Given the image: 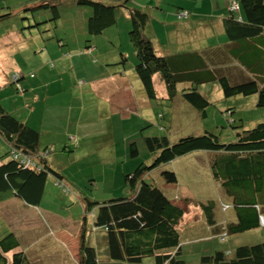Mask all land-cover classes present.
<instances>
[{
	"label": "trees",
	"instance_id": "1",
	"mask_svg": "<svg viewBox=\"0 0 264 264\" xmlns=\"http://www.w3.org/2000/svg\"><path fill=\"white\" fill-rule=\"evenodd\" d=\"M57 1L61 0H46L35 10L47 12L51 9L52 21L59 22L61 13ZM113 1L107 4L102 0H77L79 6L90 9V16L83 25L85 33L94 38L86 41L89 43L86 46L90 49L101 37L114 39L112 44L122 43L124 47H119L124 58L121 64L129 61L126 53L132 52L136 56L134 69L150 100L157 99L153 80L158 75L166 86L169 100L180 93L203 120L211 106L199 91L205 84H218L227 99L257 95L258 106L264 108V0H232L229 3L222 20L228 42L222 47L168 56H160L158 45H154L156 42L145 36L150 16L143 5L138 7L133 4L134 0ZM234 3L239 5L238 12L232 11ZM119 10L127 16L119 18ZM174 12L181 22L192 17L191 12L184 9L177 8ZM41 25L37 23L27 29L23 27V30ZM123 27L129 42L122 39L120 28ZM58 45L60 49L68 47L63 39L58 40ZM20 80L18 77L17 81ZM160 129L164 131L166 127L160 126ZM0 138L9 147L0 158V203L13 197L27 206L40 207L50 176H54L55 184L68 193L61 174L54 170L49 159L55 145L51 143L53 145L41 148V134L5 111L1 104ZM68 138L71 145L61 146L63 152L80 146L79 138ZM142 143L152 161L150 165L140 161L133 173L124 176L131 196L102 204L86 202L85 212H93L94 230H100L103 235L102 240H97L108 260L138 264L145 258L154 257L155 264H264V242L243 245L234 252L218 251L201 257L197 263L187 262L183 258L184 243L179 230L185 211L176 206L162 188L145 180V176L155 169L194 152L218 154L212 164L213 176L232 200V205L223 204L222 210L234 209L237 222H226L220 230L214 217V204L202 205L208 225L217 226L214 238L225 243L231 235L260 230L264 228V123L237 133V142L230 144L222 143L211 132L188 135L176 143H171L168 135H155L144 138ZM129 148L133 158L140 157L141 150L136 142L129 144ZM162 177L168 185L178 184L176 171H164ZM85 236H82L80 264H100L98 250L87 243ZM0 264H34L23 248L20 236L2 219Z\"/></svg>",
	"mask_w": 264,
	"mask_h": 264
},
{
	"label": "rangeland",
	"instance_id": "2",
	"mask_svg": "<svg viewBox=\"0 0 264 264\" xmlns=\"http://www.w3.org/2000/svg\"><path fill=\"white\" fill-rule=\"evenodd\" d=\"M44 1L46 0H0V18L2 17L0 19L1 71H5L8 66L9 70L7 71H10L11 62L17 67V61L22 67L27 66V74L23 72L26 75L25 80L28 78L39 79L40 74H48V69L56 72H66V77L70 72L77 74L79 77L84 74L91 77L96 69L87 58H77L76 62L74 61L72 64L65 63L63 59L57 60L60 55L58 40L63 39L67 46L80 45L82 43L87 45L89 43L86 41L93 40L94 37L91 38L85 33L83 25L90 9L85 6H79L76 3L77 0L57 1L61 20L54 22L52 21L53 13L51 9L47 12L35 10ZM136 1L143 5L150 16L145 36L151 39L152 35H154L155 42L164 39L169 33L167 28L169 25L162 24L163 18H158L159 13L155 8L159 6L164 12L174 14L176 13L174 11L181 7L179 6L180 4L187 5L189 3L187 0ZM136 1H132L133 4L139 5ZM214 1L215 5L202 4L199 6L202 12L210 14L212 17L213 15L218 16L221 13L222 4L220 5V3L222 0ZM102 2L109 4L115 1L102 0ZM196 7V3H192V8ZM212 7L215 8V13H213ZM227 11L228 8L224 13ZM76 21L77 25L75 26ZM169 21V23H176L178 20H172L171 17ZM37 23L42 25L36 29L23 30V27L27 29ZM49 24L52 26H49ZM38 29L40 30L38 31ZM29 31H32V33L30 34ZM120 31L122 39L128 40V33L125 32L124 27L120 28ZM96 42H98L96 45L99 47L90 59L94 63H98L96 67L99 71H101L103 61L106 64L108 63L109 70L114 71L121 67L123 68L124 65L121 64L123 58L119 45L112 44L106 37H101ZM226 42H228L226 37L216 35L215 37H209L204 43L209 46L208 49H211L217 46L222 47ZM92 45H95V43L93 42ZM7 51L12 54L9 58L7 56L4 58L3 54ZM130 55L131 60L127 61V69H131L132 63H136L137 60L132 52H130ZM129 57L126 56L127 60ZM52 64L54 67H52ZM59 66L62 67V70ZM42 68H46V70H42ZM13 71L11 70L10 73ZM9 75L6 73V76ZM14 78L15 75L11 80L8 78L9 86L5 87L4 84L2 85L0 98L6 104V109L14 111L13 113L21 112L19 115H21L22 119H29V110L24 111L25 109L21 110V108H36L40 103L31 90L28 91L20 86V83L24 82V80L16 82ZM155 89L160 99L155 102L152 101L155 109V135H168L171 143H176L179 139L188 135L199 133L203 135L205 132L213 133L219 137L222 143H235L237 142V133L242 132V130L254 129L257 125L264 123V108L258 106L257 95L248 97L237 96L227 99L218 84H205L199 88V91L211 102V106L207 108V118L203 120L200 113L188 104L180 93L170 101L166 86L158 75L155 77ZM140 91H142L141 88H136L138 96ZM78 93L76 91L73 94L71 89H67L60 104L69 106L71 96L79 97ZM166 97H168L167 100H162ZM75 99L76 101L72 105H74V108L77 106L79 108L82 98ZM229 111L231 113H227ZM160 116H164V118L162 119ZM81 122H85V119ZM171 122L174 123L171 124ZM192 122H203L200 125V132H198L199 129ZM160 126L166 127V130L161 131ZM92 127L93 125H89L85 129H91ZM240 127H243V129ZM142 129V133L145 134L147 132L150 134L153 131L151 126ZM87 134L89 133H84V135ZM97 136H100V133ZM82 139H84L85 143L81 144L80 141L79 147H73L70 152H63L59 144L61 141L60 136L52 134L43 137V146L53 145L50 143L56 145L57 151L54 152V149L49 159L53 163L54 170L61 174L63 182L69 191L65 193L61 187L55 184L54 176H50L42 204L37 210H34L35 214L49 218V223L52 226L55 222L51 221V219H54L57 225L66 232L71 233L72 231L76 234V231L79 230L82 235L86 234L87 243L103 253V248L99 246V240H97L102 238L103 235L100 230H94L93 212L90 214L85 212L86 202L102 204L112 199L130 197L131 193L124 181V170L130 168V162L127 163L124 157L113 158L109 153L88 152L89 147L96 148L95 145L99 139L92 140V134ZM122 140H117L119 143L116 149L118 156H123ZM56 142L58 144H55ZM148 155V153L141 151L137 161H144L150 165L152 160L149 161ZM217 155L208 153L200 156H184L166 166L155 169L145 179L147 183H153L157 187L162 188L175 203H179V205L185 204L186 214L179 230L181 240L184 243L183 258L189 263H197L201 257L212 255L218 251L234 252L240 246L264 242V228L242 235H231L225 243L214 238L215 232L210 231V226L201 208L202 205L214 204V217L220 230L226 222H237L234 209H229L227 212L222 210V205L231 206L232 200L226 194L222 184L214 179L212 164L216 160ZM167 170L177 171L178 184L171 186L166 183L162 173ZM166 186H168V189H166ZM176 196L178 199H176ZM186 197L191 198V200L187 202L185 200ZM10 200H13V197ZM16 201L22 202L17 198ZM4 215L5 212L2 213L3 217H5ZM115 264L132 263L115 262ZM138 264H155V258H145Z\"/></svg>",
	"mask_w": 264,
	"mask_h": 264
},
{
	"label": "crops",
	"instance_id": "3",
	"mask_svg": "<svg viewBox=\"0 0 264 264\" xmlns=\"http://www.w3.org/2000/svg\"><path fill=\"white\" fill-rule=\"evenodd\" d=\"M187 1L189 2L187 5H179L181 6V10H187L192 14L191 19L187 22H179L178 20L176 23H169V18L172 17V20L176 19L175 13L171 14L170 12H164L159 6L155 8L159 13L158 18H163L162 24L169 25L167 27L169 32L167 37L154 44L156 46L158 45L160 49V51L158 50V54L160 56H168L178 52H203L209 47L204 43L209 37H215L216 35L219 37L223 35V37H225L226 35L222 20L223 17L226 16L224 12L227 10L232 0H222L220 3V5L222 4V8L220 9L221 13L218 16L213 15V17L210 14L203 13L199 6L202 4L215 5L214 0ZM136 2L138 3L139 1ZM192 3H196L197 7L192 8ZM138 4V7L141 8V4ZM144 10L146 9L144 8ZM212 10L213 13H215L214 7H212ZM124 13L125 12L119 10V18L126 17L127 15ZM87 14H89V12ZM88 16H90V14ZM22 37L25 38L24 35H22ZM107 39L115 43L114 39V41L109 38ZM151 40L155 43L154 35H152ZM98 47L99 46L95 44L89 49L82 43L80 45H70L66 49H59L60 55L57 58L58 61L63 59L65 63L72 64L74 61L76 62L77 58H87L96 69L91 77L85 74L79 77L72 72L66 77V72H56L55 70L52 71L48 69V74H40L41 76L39 79L28 78L25 80L26 75H24L23 72L27 74V66L22 67L16 60L17 67L13 62L10 63V71L14 70L12 73L7 71L9 70V66L6 67L5 71H1L0 67V90H2L3 84L5 87L9 86V82L7 81L8 78L11 80L15 75L20 77L21 80H24V82L20 83V86L28 91L31 90L33 92L32 94H35V98L40 105L30 109L21 108V110L25 109L24 111L29 110V119L27 118L24 120L21 115H19L21 112L13 113L14 111L6 109V104L1 98L0 104L5 111L14 115L28 127L41 134V148L44 147V136L47 137L52 134L60 136L61 141L59 144L63 146L71 145L68 138L70 136L79 138L82 144L85 143L82 138L89 137L90 134H92V140H99L95 145L96 148L89 147L88 152L93 151L101 154L109 153L111 157L116 159L124 157L127 163L130 162V168L124 170V174L128 175L133 173L139 164L137 158H133L130 155L129 144L136 142L139 150L144 151L142 140L144 142V138L155 136V109L152 101L155 102L160 99L158 96L156 100L149 99L135 72L134 68L136 63H132L131 69H127L128 63H125L123 68L121 67L113 71L109 70L108 63L106 64V62L103 61L101 64V71H99L96 67L98 63H94L90 59V57L92 58V56H94ZM119 47L122 49L124 46L119 42ZM11 54V52L7 51L3 54V57L5 58L7 56V58H9ZM126 56H130L129 59L131 60L130 53H126ZM30 65L32 66L31 63ZM105 67L106 69H104ZM43 69L46 70V68H42V70ZM60 69L62 70V67H60ZM6 73L10 75L6 76ZM156 76H154L153 80L154 86ZM136 88L142 89V91L139 92V96L136 93ZM67 89H71L73 94L78 91L79 97L71 96L70 105L64 106L61 105L60 102L63 100ZM75 98H77V100L82 98V103L79 108L78 106L74 108V105H72L73 102L76 101ZM167 98L168 97L163 98L162 100H167ZM84 119L85 122H81ZM135 120L137 122H133ZM192 123L199 129L198 132H200V125L203 122ZM89 125H93V127L91 129H85V127ZM147 126L152 127V133H142V128ZM84 133L89 134L84 135ZM99 133L100 136H97ZM118 139H123V156H118L116 152L119 144L117 141ZM55 144L58 143L56 142ZM8 148L3 138H0V158L7 153ZM207 154V152L199 151L190 155L200 156ZM147 158H149V161L152 160L149 155ZM152 172L147 174L145 178ZM166 189H168V186H166ZM176 199H178L177 196ZM185 200L188 202L191 198L186 197ZM172 202L184 211L186 210L184 208L185 204L179 205V203ZM37 208L38 207L27 206L23 202H17L16 198H13V200L9 198L0 203V219L7 222L11 230L20 236L23 248L33 258L34 264H80V248L83 235L79 233V230L76 231V234L72 231L71 233L66 232L57 225L54 219H51V221L55 222L53 227L49 223V218L35 214ZM3 212H5V217L2 216ZM214 228H217V226H210V231L215 232ZM97 254L100 259V264H115L110 259L108 260L106 256L102 255L101 251H97Z\"/></svg>",
	"mask_w": 264,
	"mask_h": 264
},
{
	"label": "built area",
	"instance_id": "4",
	"mask_svg": "<svg viewBox=\"0 0 264 264\" xmlns=\"http://www.w3.org/2000/svg\"><path fill=\"white\" fill-rule=\"evenodd\" d=\"M232 11H236V12H238V11H239V5L236 4V3H234V4H233V7H232ZM182 16H183V17H186V15H182ZM14 79L17 81L18 77L15 76Z\"/></svg>",
	"mask_w": 264,
	"mask_h": 264
}]
</instances>
